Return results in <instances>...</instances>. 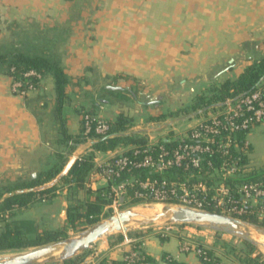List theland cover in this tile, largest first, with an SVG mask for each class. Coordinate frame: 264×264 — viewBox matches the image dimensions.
Masks as SVG:
<instances>
[{
  "label": "crops",
  "instance_id": "obj_1",
  "mask_svg": "<svg viewBox=\"0 0 264 264\" xmlns=\"http://www.w3.org/2000/svg\"><path fill=\"white\" fill-rule=\"evenodd\" d=\"M190 1L191 14L205 17V22L193 31L205 33V63L210 65L209 72H215L212 79L205 80L208 86L212 83L219 88L227 80H236L245 68L264 58V0ZM76 4L75 0H0V55L22 53L31 56L24 49L36 46L38 31L69 32L70 35L61 38L59 45L64 48L63 54L67 53L63 57L68 64L74 65L75 73L64 70L67 77L75 74L76 77L86 78L93 76L90 75L93 72L109 80L118 77L142 78V73L149 70L150 47L154 50V45L157 44L158 48L160 44L149 42L147 27L135 29L132 23L110 22L96 23L89 28L79 22L70 25V18H74L79 10L83 11L82 8H75ZM119 12L124 16L132 15L129 8L119 9ZM31 32L35 34L31 36ZM52 44L57 48L55 45L59 43L52 41ZM151 53L153 55V51ZM13 82L8 64L0 63V186L28 183L58 164L59 153L70 159L74 155L69 156L68 148L61 141L55 117L57 96L54 76L46 74L39 87L26 95L13 92ZM64 117L70 133L81 130V121L77 122L74 114L68 117L64 114ZM81 152L78 155L87 153ZM102 154L105 157L97 154L101 163L108 157L107 153ZM93 185L87 188L93 191L102 188ZM69 187H76V184L72 183ZM59 204H65L62 197H56L51 206ZM35 206H30L28 211ZM65 211H62L61 217H66ZM137 234L144 241L145 251L158 261L157 264H166L163 262L164 255L180 264H202L196 253L182 252V233L172 231L163 236L152 229H144ZM119 237L102 240L97 245L103 258L123 259L130 247L122 245L123 240Z\"/></svg>",
  "mask_w": 264,
  "mask_h": 264
},
{
  "label": "rangeland",
  "instance_id": "obj_2",
  "mask_svg": "<svg viewBox=\"0 0 264 264\" xmlns=\"http://www.w3.org/2000/svg\"><path fill=\"white\" fill-rule=\"evenodd\" d=\"M75 2H77L75 8H82L83 11L79 10L74 18H70L68 21L70 25H76L79 22L89 28L96 23H132L136 27L135 29H140V26L143 29L147 27L149 42L153 44L159 42L160 44L158 48L157 44L154 45V50H151L150 47L149 70L142 73V78L123 77L120 79L118 77L109 80L101 78V75L97 73L94 75L93 72L90 74L93 76L89 77L88 75L86 78L76 77L75 74L72 77L68 76L67 95L69 102L64 114H67V117L74 114L77 122L81 121V127L83 113L86 112L94 113L95 116L109 123L114 122L120 114H123L132 121L129 130L124 134H139L146 141L154 142L166 135L175 136V134L188 129L196 120L194 116L201 112L193 109L197 98L199 96L209 97L212 91L217 89L213 86L214 84L210 83L211 85L208 86L209 84L205 81L212 79L215 72H209L210 65L205 63L207 56L205 33L193 31L195 27L199 28V25L205 22V17L191 14L192 2L190 0H75ZM126 8L131 10V16L120 14L119 9L124 10ZM32 34L35 33L31 32L30 35L33 36ZM68 34L70 35L69 32L63 34L62 31H38L36 46L30 49L25 47L24 50L33 57H46L57 62L63 70H70V73H75L74 65L68 64L66 58L63 57L67 53L63 54L64 48L59 46L61 38L68 36ZM25 37L26 35L23 39ZM52 41L59 43L55 45L58 46L57 48L53 44L51 45ZM178 50H180L179 55ZM151 51H153V55ZM108 86L122 89L109 90ZM81 130L70 133L69 129V133L78 136ZM252 132L248 139L250 148L246 155L247 168L249 171H259L264 167V126L257 127ZM92 141V139L90 141L86 139L83 142L84 146L87 147L88 154L93 153L88 149ZM129 146L132 145L120 147ZM78 152L80 150L71 152L69 148L67 151L69 156L74 153L72 159L78 156ZM97 154L100 157H105L102 153H95L96 159L99 158ZM95 180L97 186L93 185L94 181L91 179L88 180L87 185L106 187V182L101 179ZM69 185L68 187H63L64 185L59 187L57 193V197H62L65 204L52 207L51 204H53L54 199L51 201L46 199V201L36 203V206L30 211L27 208L21 211L15 210L16 212L13 211L6 216H0V234L10 230L28 238H34L46 231H59L61 232L59 241L80 235L85 226L82 225L78 230H72L69 226L68 217H61L60 214L67 208L66 205H68V211L71 206L82 204L83 207L88 200V192L87 190H78L76 187H69ZM63 193L67 194L64 195ZM142 205L130 204L123 208L142 209L144 207ZM166 225L168 224L156 223L149 229H160ZM131 227L133 228L132 232L135 233L143 229V227L135 224ZM187 227L185 229L184 226H179L173 231L182 233L187 241L202 245L206 249L213 248L215 254L224 258L229 264L237 263V261L233 262L235 256H233L232 250L236 249V253L238 251L247 253L248 251L246 242L230 235L193 225H187ZM89 228L91 226L87 229ZM121 234H117L111 239H117ZM188 235L190 238L187 237ZM252 236L257 241L264 243L263 237H257L258 235L255 233H252ZM100 243L102 241L93 244L92 248H96ZM25 251H11L9 254ZM9 254L0 253V257ZM258 254H262L264 257V250L257 248L253 256ZM86 255L87 252L79 254L71 259L73 260L71 264L77 263ZM40 264H64V262Z\"/></svg>",
  "mask_w": 264,
  "mask_h": 264
},
{
  "label": "built area",
  "instance_id": "obj_3",
  "mask_svg": "<svg viewBox=\"0 0 264 264\" xmlns=\"http://www.w3.org/2000/svg\"><path fill=\"white\" fill-rule=\"evenodd\" d=\"M24 78L32 81L23 83L13 77V92L26 95L35 91L44 77L31 70L24 74ZM82 119L83 135L88 141L110 136L109 122L89 114ZM194 119L188 129L175 136L166 135L155 142L147 141L145 145L118 147L107 152L108 157L102 163L95 159L97 171L94 176L106 182V196L110 201L102 210L101 221L118 215L125 210L123 207L130 204H166L249 222L250 217L255 216L264 225V204L259 205V199L264 198V183H238L242 166L235 154L246 151L250 145L245 140L240 147L239 135L251 133L264 123V92L259 89L220 106L201 110ZM179 226L188 228L187 225H166L153 231L164 236ZM122 236V245L130 249L121 261L149 264L134 250L144 248V241L130 238L126 233ZM204 249L185 238L181 246L182 252L197 255ZM75 264L115 263L91 247L87 255Z\"/></svg>",
  "mask_w": 264,
  "mask_h": 264
},
{
  "label": "trees",
  "instance_id": "obj_4",
  "mask_svg": "<svg viewBox=\"0 0 264 264\" xmlns=\"http://www.w3.org/2000/svg\"><path fill=\"white\" fill-rule=\"evenodd\" d=\"M0 63L8 64L11 76L23 83L32 81V79L24 78V74L31 70L36 71L43 77L46 74H52L54 76L56 80L57 96L55 117L59 124L61 141L71 152H75L76 150H81L82 152L87 151V147L83 144L84 140H86L83 135V119L82 130L78 136L70 134L67 128L64 111L69 102V96L67 95L69 79L59 64L45 57H33L22 53L0 55ZM259 89L264 92V58L245 68L238 79L225 81L219 88L212 91L211 96H199L193 109L194 111L209 109L215 105L224 104L228 100L248 95ZM86 114L95 116L94 113L90 114L87 112L83 113V116ZM131 122L130 119L120 114L114 122H110V136L93 140L88 147L93 153L80 154L78 159L73 161L67 174L62 177V173L70 165L72 160L59 153L57 155L58 164L51 170L42 173L38 178L20 185L0 186V216H6L15 210L27 209L33 204L46 201V199L51 201L57 197L59 187L75 183L78 190H87L88 200L83 207L81 206L82 204L69 207L68 222L70 228L72 230H78L84 225L85 227L82 229L84 231L89 226L99 223L101 221L100 215L102 210L104 206L110 204V201L106 196L108 193L107 187H102L96 191L87 188L88 180H94V172L97 171L95 153H107L122 145H145L147 141L141 138L139 134H124L129 130ZM260 126H264V123L259 125V127ZM250 134L251 133H244L239 135V139L242 142L240 143V147L245 140L249 139ZM91 138H94V136H91ZM249 148L250 145L246 151L235 153L239 158V165L242 166V174L237 182L240 184L264 183V167L259 171H249L247 168L246 155ZM18 191L24 192L18 193ZM259 203L260 206L264 204V198L259 199ZM250 222L263 225L255 216L250 217ZM60 236L61 232L59 231H46L34 238H28L18 232L6 230L0 234V253L7 251L16 252L40 247L59 241L61 239ZM128 236L130 238H139L137 237V232H129ZM119 240H123V236H120ZM139 245L140 244H137V247H139ZM246 245L248 248L247 253L239 251V253H236V249L233 248V256H235L233 257V262L237 261V263L235 262L233 264H264V257L262 254L253 256L257 248L248 243H246ZM134 250L140 253V256L144 258V262L149 264L158 263L157 260L148 255L144 248H136ZM198 256L202 264H229L224 258L217 256L213 248L204 249L202 254ZM227 256L230 257L229 255ZM72 261L73 260H67L64 264H71ZM111 261L115 264H127L125 261ZM142 262L143 261L138 263L141 264ZM163 262L166 264H180L167 255H164Z\"/></svg>",
  "mask_w": 264,
  "mask_h": 264
},
{
  "label": "water",
  "instance_id": "obj_5",
  "mask_svg": "<svg viewBox=\"0 0 264 264\" xmlns=\"http://www.w3.org/2000/svg\"><path fill=\"white\" fill-rule=\"evenodd\" d=\"M109 90H121L120 87L108 86ZM220 106V104L215 105ZM64 170L61 177L66 175L73 161ZM60 177V178H61ZM35 178V175H33ZM24 191H18L23 193ZM142 209L128 208L118 215L110 216L99 223L84 230L75 238L49 243L40 247L31 248L25 252L9 254L0 257V264H40L46 262H65L87 252L93 244L106 240L117 234L132 232L133 224L149 229L156 223L168 225H193L210 229L220 234L230 235L243 242L264 250V243L254 239L252 233L264 238V226L249 221L237 219L227 215L210 211L198 210L191 207L166 204L142 205ZM65 216L68 215L66 205Z\"/></svg>",
  "mask_w": 264,
  "mask_h": 264
},
{
  "label": "bare ground",
  "instance_id": "obj_6",
  "mask_svg": "<svg viewBox=\"0 0 264 264\" xmlns=\"http://www.w3.org/2000/svg\"><path fill=\"white\" fill-rule=\"evenodd\" d=\"M257 237H260V236H257ZM257 237H256V238H257Z\"/></svg>",
  "mask_w": 264,
  "mask_h": 264
}]
</instances>
